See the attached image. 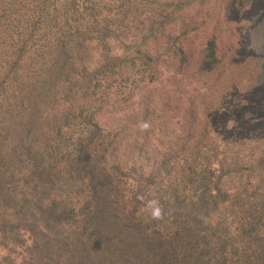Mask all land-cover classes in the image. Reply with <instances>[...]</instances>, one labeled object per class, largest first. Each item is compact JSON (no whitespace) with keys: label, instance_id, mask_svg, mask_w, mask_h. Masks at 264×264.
<instances>
[{"label":"trees","instance_id":"obj_1","mask_svg":"<svg viewBox=\"0 0 264 264\" xmlns=\"http://www.w3.org/2000/svg\"><path fill=\"white\" fill-rule=\"evenodd\" d=\"M134 8L0 0V264H264L263 196L232 195L230 166L201 163L202 151L182 144L146 173V143L98 120L109 102L157 82L161 62L176 73L187 64L172 13L141 22ZM124 35L129 46L114 53ZM94 43L102 60L90 68ZM215 47L202 72L213 70ZM153 102L145 98L144 121ZM177 166L181 178H170Z\"/></svg>","mask_w":264,"mask_h":264},{"label":"rangeland","instance_id":"obj_2","mask_svg":"<svg viewBox=\"0 0 264 264\" xmlns=\"http://www.w3.org/2000/svg\"><path fill=\"white\" fill-rule=\"evenodd\" d=\"M134 1L130 16H139L141 22L155 19L162 9L172 13L169 29L174 39L181 38L187 64L176 73L173 60L161 62L163 74L157 82L141 85L126 104L115 107L109 102L98 120L123 129L120 138L128 142L146 143V173L155 170L159 155L185 144L202 151L201 163L231 167L226 169L225 186L232 195L243 194L239 200H252L254 193L264 199V0H156L153 5L148 2L154 0ZM211 41L216 43L217 60L212 71L202 72ZM127 42L121 36L112 51L124 52ZM102 52L98 44L90 46V68L100 64ZM146 97L155 102L149 107L154 114L144 121ZM188 133L197 138L188 140ZM128 152L124 143L121 154ZM178 169L168 176L174 179Z\"/></svg>","mask_w":264,"mask_h":264},{"label":"clouds","instance_id":"obj_3","mask_svg":"<svg viewBox=\"0 0 264 264\" xmlns=\"http://www.w3.org/2000/svg\"><path fill=\"white\" fill-rule=\"evenodd\" d=\"M154 214L158 216L159 215V211L157 210Z\"/></svg>","mask_w":264,"mask_h":264}]
</instances>
